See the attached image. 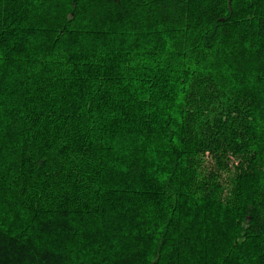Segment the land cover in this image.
I'll list each match as a JSON object with an SVG mask.
<instances>
[{"label":"trees","instance_id":"obj_1","mask_svg":"<svg viewBox=\"0 0 264 264\" xmlns=\"http://www.w3.org/2000/svg\"><path fill=\"white\" fill-rule=\"evenodd\" d=\"M0 264H264V0H0Z\"/></svg>","mask_w":264,"mask_h":264},{"label":"snow or ice","instance_id":"obj_2","mask_svg":"<svg viewBox=\"0 0 264 264\" xmlns=\"http://www.w3.org/2000/svg\"><path fill=\"white\" fill-rule=\"evenodd\" d=\"M225 66H226V64H225ZM212 67H213V68H215V67H216V65H215V64H213V65H212ZM210 70H211V69H210ZM220 71H221V72H223V71H224V69H220Z\"/></svg>","mask_w":264,"mask_h":264}]
</instances>
